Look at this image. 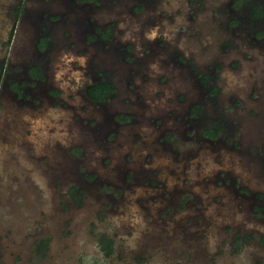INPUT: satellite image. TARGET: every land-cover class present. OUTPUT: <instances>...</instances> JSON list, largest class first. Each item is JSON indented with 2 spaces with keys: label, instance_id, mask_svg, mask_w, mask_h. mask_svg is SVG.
I'll use <instances>...</instances> for the list:
<instances>
[{
  "label": "rangeland",
  "instance_id": "obj_1",
  "mask_svg": "<svg viewBox=\"0 0 264 264\" xmlns=\"http://www.w3.org/2000/svg\"><path fill=\"white\" fill-rule=\"evenodd\" d=\"M234 1L28 0L20 20V0H0V264H264V220L235 194H264V41L229 27ZM110 25L114 42L91 40ZM39 26L54 37L42 55ZM213 64L208 98L194 73ZM34 65L47 81L20 103L13 83ZM100 73L118 88L102 107L84 95ZM191 104L203 111L185 129ZM121 113L134 122L115 126ZM221 117L211 145L203 131ZM72 186L86 193L79 206ZM237 233L253 236L240 250Z\"/></svg>",
  "mask_w": 264,
  "mask_h": 264
},
{
  "label": "flooded vegetation",
  "instance_id": "obj_2",
  "mask_svg": "<svg viewBox=\"0 0 264 264\" xmlns=\"http://www.w3.org/2000/svg\"><path fill=\"white\" fill-rule=\"evenodd\" d=\"M144 1L148 2L149 0H144ZM150 1H152V0H150ZM27 3H28V0L27 1L25 0L20 20L23 19L24 13H26ZM82 3L84 6L92 5V6L97 8L102 3V0H97V2L86 1V2H82ZM231 10H232V12H231L232 21L230 22L231 26L229 25V27L235 28L242 23L249 24L254 29L252 41L255 43H259L260 41H264V0H235L233 3V6L231 7ZM48 21H49V23H55V22H58V19L48 20ZM90 22H93V21H90ZM106 23H118V21H108ZM113 28H114V25L102 27V29L97 31V33H95V35L93 37H91V40H96L98 42H101L104 45L106 43L114 42L115 41V34H114ZM37 32H38L36 35V38H37L36 39V41H37V43H36L37 54L42 55L43 53L48 52L50 47H52V45H53L52 41H53L54 37H50L48 32H44V30L41 29L40 26H39ZM124 51H125V54H127V56L125 57V60H124V62L126 63L127 66L131 65L133 62H136L137 58L133 54L132 49L130 47H126ZM183 59L184 58L182 56L179 57V59L177 60L178 64L182 67L187 65L188 68H191V63L188 60H186V59L183 60ZM34 66H39V65H34ZM32 67L33 66H31L28 69V72L25 73L26 79H27L26 81H21V80H18L17 82L14 81V83H16V87L18 88V90H17V92H15V91H13V92L15 93L16 100L20 103H24L25 100H27L28 91H33V89L35 90L36 88L40 87L42 84H44L47 81L46 70L43 66H39L42 70V78H35L30 74V69ZM209 69L211 70L210 73H202L201 71L197 70L194 73V75L196 77V81L198 82L200 89L205 90V93L209 96L208 98H213V95H212V92H210V89L214 85V82H215L214 79L216 77L215 76L216 65L213 64ZM105 77H107V76H103V73L97 74L96 77L94 78L96 80L94 82L86 85L85 88L89 85L101 83L105 80L111 82L113 90L110 93L109 98L106 102H99V101L91 99L90 97H88L86 95L85 88H84L85 97L89 101L94 103L95 105H98V107H102L105 104H109L118 93V88L116 87L114 82L111 79H105ZM215 92H217V91H214V93ZM60 94L61 93L58 90H54L52 92H46V95H47L49 101H53V102H54V100L55 101L58 100L57 98L60 97ZM202 111H203V108L200 107V105L195 106L194 104H191L188 107L187 113L182 115L181 119H180V121L186 125L185 129L191 128V125L194 123L193 121L197 122L198 116H201L200 113H202ZM119 118H122V119L119 120ZM174 118L177 121H179L177 116H175ZM220 120L214 121V122H209L206 125L205 130L203 131L202 136H203L204 140H207L208 142H210L211 145H214L213 142H216L220 138L222 132L225 130V127H227L225 122L222 121V117L220 118ZM227 121H228V119H227ZM133 122H134V117L130 116L128 113H121L114 120L115 126H117V127L119 126V128L124 127V126L129 125V124H132ZM153 123H155V122H153ZM187 124H189V125H187ZM215 129L219 130V132L216 134V137H211V136L207 135L208 130L214 131ZM173 172L174 171L171 169H169V171H168L169 174H172ZM234 182H235V180L233 178L232 179L229 178L228 182L225 179H222V181L220 183H216V186H218V187H220V186H233ZM72 187H77L78 189L82 190L84 192V194H86L85 191L81 187H79V186H72ZM151 187L159 188L158 183L151 184ZM70 188L71 187H69V189ZM235 194L241 195L243 198H252L253 199V205H256L257 212L261 214V218L264 220V204L258 201V200H261V198H264V194H258L257 192H253L250 189H242L241 186L236 187ZM72 201H73V199H72ZM73 203H74V201H73Z\"/></svg>",
  "mask_w": 264,
  "mask_h": 264
},
{
  "label": "trees",
  "instance_id": "obj_3",
  "mask_svg": "<svg viewBox=\"0 0 264 264\" xmlns=\"http://www.w3.org/2000/svg\"><path fill=\"white\" fill-rule=\"evenodd\" d=\"M81 2H97V0H80ZM24 7V0H20V3L17 5L15 9V14H16V19H20L22 15ZM3 74V66L0 68V75ZM30 74L35 77V78H42V70L39 66H33L30 69ZM13 85L16 87V83H13ZM18 90V88L16 87ZM113 87L111 82L109 81H103L101 83L89 85L85 88V93L88 97H90L93 100L99 101V102H106L109 98L110 93L112 92ZM122 118H119V120ZM219 132L218 129H215L214 131H207V135L211 137H216V134ZM79 150L74 151L78 153ZM68 195L73 199L75 205H81L84 198L85 194L82 190L78 189L77 187H71L68 190ZM253 236L247 235H241L240 233H237L234 236V241L235 245L237 248L240 250L242 248L243 244H247L252 240ZM264 240V238H263ZM98 244L101 249V251L104 253L105 256L109 257L113 254L114 252V242L113 239L105 234L102 233L98 237Z\"/></svg>",
  "mask_w": 264,
  "mask_h": 264
}]
</instances>
